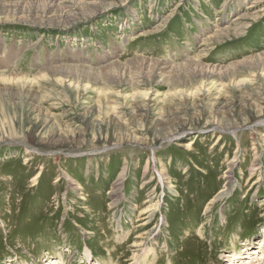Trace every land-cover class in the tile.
Instances as JSON below:
<instances>
[{
  "label": "rangeland",
  "instance_id": "1",
  "mask_svg": "<svg viewBox=\"0 0 264 264\" xmlns=\"http://www.w3.org/2000/svg\"><path fill=\"white\" fill-rule=\"evenodd\" d=\"M42 1L0 0V264H260L264 0Z\"/></svg>",
  "mask_w": 264,
  "mask_h": 264
},
{
  "label": "bare ground",
  "instance_id": "2",
  "mask_svg": "<svg viewBox=\"0 0 264 264\" xmlns=\"http://www.w3.org/2000/svg\"><path fill=\"white\" fill-rule=\"evenodd\" d=\"M42 2H44V3H51V5L53 4V5H55V4H57V5H60V4H64V2H66V0H43ZM13 6L14 7H17V6H20V5H17V4H13ZM0 8H10V5L9 4H2V3H0ZM248 17H249V19H252V17L253 16H251V15H247ZM244 17H246L245 15H241L239 18H236L235 19V21L236 22H240L241 20L243 21V20H246ZM247 18V17H246ZM225 21L226 20H224V23H225ZM240 29H242V28H234V29H232L231 31H233L232 33H233V35L234 36H236L237 34H238V31L240 30ZM229 35H232V34H230V30H229V28L227 29V30H222V29H220V30H218V31H216L212 36H209V37H207V40L208 41H212L214 38H220V39H225V38H227V37H230ZM219 41V40H218ZM1 57V56H0ZM1 59V58H0ZM140 60V65H142V67H145V65H148V64H145V63H149V64H151V65H148V66H151V67H154V68H156V69H158V70H163L164 68H165V64L163 63V62H159V61H151V60H148V59H144V58H140L139 59ZM194 60V59H193ZM191 61V60H190ZM193 63V62H192ZM233 64V63H232ZM70 66V65H69ZM175 66V65H174ZM73 69H75L76 71H86L87 69H85V67L84 66H77V65H75V66H71V67H68V66H62V67H56V66H52V67H48V68H46V69H44V70H42L41 72H40V74H39V76H37L36 75V77H33L32 79L34 80H36L38 77H42L43 78V75H50V76H53V75H58V74H61V71L62 72H64L65 70H73ZM89 69V68H88ZM214 69V68H213ZM89 71H91V72H93V71H95L94 69H90ZM10 76V78L8 77V79L7 78H1L0 79V83H5V82H14V81H16V82H22L23 84H25V83H27L29 80H27L28 79V77L27 78H25L24 76H22V75H15V73H13V72H11L10 74H9ZM31 79V78H30ZM31 79V80H32ZM29 82H31V81H29ZM258 245H260V247H259V249H252V250H250L251 251V253H250V257L251 256H253V255H255L257 258V260L258 261H261L260 262V264H264V249H262L263 247H264V232H263V238H262V240H259L258 241ZM137 246H141V244H138ZM137 246H135V247H137ZM247 247H248V245H247ZM247 248H245V251L247 252ZM87 253H89V251L87 250ZM90 254V253H89ZM236 255H238V257L236 258V259H240V260H242V257H245V256H242V255H240V253H238V254H236ZM252 258V257H251ZM248 259H250V258H248ZM239 260V261H240ZM246 260V259H245ZM239 261H235L233 264H242V262H239ZM227 262H229V261H227ZM226 262V263H227ZM51 263V262H50ZM57 264L56 262H53V264ZM49 264V263H48ZM229 264V263H228ZM248 264V263H247ZM251 264V263H250Z\"/></svg>",
  "mask_w": 264,
  "mask_h": 264
}]
</instances>
